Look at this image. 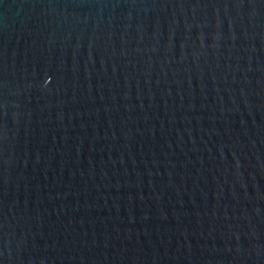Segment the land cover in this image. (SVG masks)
Listing matches in <instances>:
<instances>
[{
    "label": "water",
    "instance_id": "water-1",
    "mask_svg": "<svg viewBox=\"0 0 264 264\" xmlns=\"http://www.w3.org/2000/svg\"><path fill=\"white\" fill-rule=\"evenodd\" d=\"M0 264H264V0H0Z\"/></svg>",
    "mask_w": 264,
    "mask_h": 264
}]
</instances>
